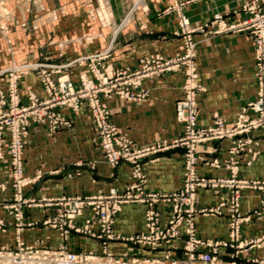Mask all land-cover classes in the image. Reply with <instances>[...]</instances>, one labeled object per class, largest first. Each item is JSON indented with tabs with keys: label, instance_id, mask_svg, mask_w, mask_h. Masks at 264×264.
<instances>
[{
	"label": "crops",
	"instance_id": "crops-1",
	"mask_svg": "<svg viewBox=\"0 0 264 264\" xmlns=\"http://www.w3.org/2000/svg\"><path fill=\"white\" fill-rule=\"evenodd\" d=\"M111 10L112 25L101 26L92 20L86 7L75 0H42L31 5L30 11L23 7L14 9L13 1L6 3L12 10L9 20V36L14 53L10 54L0 38V69L14 62L42 61L63 64L77 57L108 51L106 63L111 68H134L141 56L159 53L172 56L182 49L180 36L174 34L177 24L173 10L167 11L172 0H107ZM245 0H189L183 13L190 25L197 26L220 13L228 23H238L247 17L241 11ZM264 9V0H258ZM61 9L62 11H59ZM56 11V18L45 19L50 11ZM129 16V18H128ZM26 22V30L21 26ZM195 66L197 81L202 90L197 93L198 127L213 123L214 114L220 116L226 125H232L239 110L253 100L256 92L254 44L249 32L226 31L218 34L194 33ZM84 66H72L68 75L77 84L78 76L85 71ZM184 74L181 70L170 72L158 78L143 80L140 89L147 90L146 97L138 102H129L117 97L106 100L110 110V121L135 144L144 145L179 137L182 126L175 119V103L182 96ZM6 79L0 77V89H5ZM21 101L25 102L26 92L31 90L42 94L41 86L33 73L19 80ZM252 115L251 112H248ZM70 128L61 127L49 132L44 125L31 126L27 145L23 150L24 174L34 181L24 188V196L85 195L107 192L111 187L121 191L130 182V165L120 162L109 166L97 148L91 121L86 110L66 112ZM254 143L249 145L256 155L251 158L247 150L238 153V177L246 180H260L264 177V128L248 134ZM245 137V135H243ZM231 146L229 139H214L198 145L202 160L196 166L199 175L225 177L228 171L223 163L228 158ZM183 148L179 146L150 154L141 159L145 174L144 189L151 192H171L181 186L183 172ZM217 160L220 166L210 163ZM3 159L0 162V183L7 181ZM2 164V165H1ZM9 190H0V200L6 199ZM260 191L244 188L240 191L239 207L242 214L250 213L258 207ZM217 197L208 188L198 189L195 205L197 208L215 205ZM161 220L165 221L169 208L159 203ZM52 209L30 207L24 209V218L36 222L26 227L21 238L27 245H37L55 249L60 240L57 231L43 226L40 220ZM144 206L140 203L124 204L116 214L112 230L122 236L144 231ZM90 215L89 211L85 212ZM0 219L5 230H0V246L13 248L14 228L11 216L0 204ZM82 218L77 224L82 223ZM228 217L221 215L194 216L196 232L202 239L220 240L227 235ZM264 230V216L243 224L241 238H251ZM74 252L101 253V241L86 234L73 233L67 242ZM173 254L181 258L180 240H174ZM107 250L115 256H150L147 248H142L125 240H110ZM231 250H220L221 260L216 264H230ZM264 258V248L251 247L236 261L248 257Z\"/></svg>",
	"mask_w": 264,
	"mask_h": 264
},
{
	"label": "built area",
	"instance_id": "built-area-1",
	"mask_svg": "<svg viewBox=\"0 0 264 264\" xmlns=\"http://www.w3.org/2000/svg\"><path fill=\"white\" fill-rule=\"evenodd\" d=\"M7 1L0 0V8L3 9L0 12V34L9 45L6 21L11 11L6 7ZM75 1L82 3L89 17L101 26L112 25V20L101 14L109 9L108 1ZM188 2L172 0L171 6L167 8V11H174L177 24L174 34L180 36L182 41L181 51L172 56L153 53L141 56L134 68H111L106 63L108 51L105 50L77 57L64 64L12 62L0 69V76L6 79L5 89H0V160L7 155L9 169L8 180L0 183V190H9V195L0 200V204L11 216L15 241L13 248L0 246V264H216L221 260L220 250H231L230 264H264V258L257 256L236 261L238 256L251 247L264 248V230L251 238L240 236L243 224L249 222L251 216L257 219L264 216V177L260 180L239 178L237 158L239 152L247 150L251 158L246 165H250L256 152L249 148L254 142L248 134L264 128V9L258 0H245L242 10L249 16L238 23H228L221 14L215 13L209 22L192 26L183 13ZM25 7L27 10L26 3ZM52 15L54 18V10ZM243 30L249 32L254 44L255 97L239 110L232 125H226L220 116L214 114L210 126L198 127L196 96L202 88L197 81L195 66L197 42L192 35L196 32L218 34ZM8 51L13 52L10 45ZM74 65L86 67L79 74L77 84L67 73ZM179 70L183 72L184 79L182 96L175 103V119L182 126L181 135L170 142L162 140L144 145L135 144L110 121L106 100L117 97L129 102L141 101L147 95V90L140 89L143 80ZM29 72L37 77L42 94L29 90L25 102H22L18 81ZM83 107L89 113L104 161L111 167L120 162L128 163L130 182L121 191L111 187L107 192L85 195L40 196L38 199L25 197L24 188L34 181V178L24 174L23 150L29 128L44 125L49 132L61 127L68 128L70 120L66 112H78ZM214 139H229L231 142L229 156L223 163L228 171L225 177H207L196 172V166L202 160L198 154V145ZM174 146L184 150L181 186L171 192L146 191L141 159ZM210 164L220 166L217 160H212ZM200 188H208L213 192L217 197L215 205L196 207ZM244 188L260 191L258 207L247 214H242L239 207L240 191ZM127 203H140L144 206V231L122 236L113 232L112 225L116 214ZM159 203L169 208L165 221L161 220L157 207ZM30 207L52 209L40 223L57 231L60 240L57 248L27 245L22 240L23 230L36 224L24 218V209ZM86 211L90 212L89 216L85 215ZM224 212L228 217L226 238H200L196 232L194 216H215ZM79 218L83 220L81 224H77ZM0 230H5L1 219ZM73 233L99 239L101 253L71 251L67 242ZM110 240H125L159 255L130 258L115 256L107 250V242ZM174 240L181 241V258L173 254L176 248Z\"/></svg>",
	"mask_w": 264,
	"mask_h": 264
},
{
	"label": "rangeland",
	"instance_id": "rangeland-1",
	"mask_svg": "<svg viewBox=\"0 0 264 264\" xmlns=\"http://www.w3.org/2000/svg\"><path fill=\"white\" fill-rule=\"evenodd\" d=\"M9 1H13V5H14V9H18V8H20V7H23V9H25L26 7H25V3H26V6H27V10L25 9V11H30V8H31V5H33V4H39L42 0H8L7 2H9ZM105 1H107V0H105ZM138 1H141V0H138ZM245 2V1H244ZM243 2V3H244ZM108 5H109V3H108ZM7 7V6H6ZM7 9L8 10H10L11 12H12V10L10 9V8H8L7 7ZM3 11V9H2V7L0 8V12H2ZM241 11H243L242 10V6H241ZM244 12V11H243ZM52 13H53V11H50L49 12V15L48 16H46L45 17V19H47V18H50V19H54V18H56V14H57V12L56 11H54V18H52L51 16H53L52 15ZM246 13V12H245ZM102 15H104V16H106V17H108V18H110L111 20H112V17H111V10H110V6H109V9L108 10H104L102 13H101ZM220 14V13H219ZM247 14V17L249 16L248 15V13H246ZM246 17V18H247ZM128 18H129V16H128ZM213 18V17H212ZM224 18V17H223ZM245 18V19H246ZM10 19V18H9ZM8 19V20H9ZM225 19V18H224ZM210 21V20H209ZM208 21V22H209ZM227 22V21H226ZM205 23V22H204ZM6 24H7V21H6ZM203 24V23H202ZM21 26H22V28L23 29H26V30H34L36 27H32V25H30L28 28H27V25H26V22H22L21 23ZM196 33H200V32H196ZM194 34V33H193ZM208 34V33H207ZM7 35H8V38H9V40H10V43H9V45L12 47V50H13V52L12 53H10L9 51H8V43L2 38V36H1V34H0V38H1V40L5 43V47H6V50L10 53V54H13L14 53V46H13V42H12V39L10 38V36H9V27H8V24H7ZM192 37H193V35H192ZM193 40H194V38H193ZM195 41V40H194ZM196 42V41H195ZM197 44V43H196ZM196 48V47H195ZM176 53H178V52H176ZM12 62H14V61H12ZM11 62V63H12ZM27 62H34V61H25V62H19V63H27ZM41 62H46V63H49L48 62V60H42ZM15 63H17V62H15ZM50 64H54V63H50ZM64 64V63H63ZM7 67V66H6ZM29 73H33V72H29ZM28 73V74H29ZM34 74V73H33ZM27 75V74H26ZM35 75V74H34ZM3 76V75H2ZM1 77V76H0ZM5 77V76H4ZM18 89H19V91H20V88H19V81H18ZM31 91V90H30ZM83 109L84 110H86V113H87V116L90 118V116H89V113H88V111H87V109L85 108V107H83ZM90 121H91V119H89ZM70 128V126L68 127V129ZM32 129L33 128H29V130H28V133H27V136H26V140H25V142H26V144L25 145H27V142H28V138H29V135H30V133L32 132ZM91 129L93 130V133H94V137H95V140L97 141V138H96V135H95V132H94V128H93V125H92V122H91ZM97 148H98V150L99 151H101L100 150V148H99V144H98V141H97ZM102 153V152H101ZM102 156H103V154H102ZM3 159H5V160H7L8 161V157H7V155H5L4 156V158ZM3 159L2 160H0V162H3ZM2 165V164H1ZM4 169L6 170V174H7V180H8V177H9V169H8V165H7V163H4ZM12 220V219H11Z\"/></svg>",
	"mask_w": 264,
	"mask_h": 264
},
{
	"label": "bare ground",
	"instance_id": "bare-ground-1",
	"mask_svg": "<svg viewBox=\"0 0 264 264\" xmlns=\"http://www.w3.org/2000/svg\"><path fill=\"white\" fill-rule=\"evenodd\" d=\"M108 10V9H107Z\"/></svg>",
	"mask_w": 264,
	"mask_h": 264
}]
</instances>
